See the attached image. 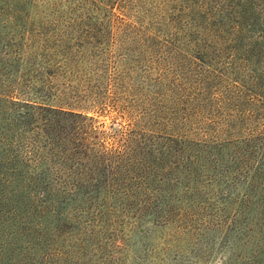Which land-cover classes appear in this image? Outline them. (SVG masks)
<instances>
[{"label":"rangeland","instance_id":"374dc122","mask_svg":"<svg viewBox=\"0 0 264 264\" xmlns=\"http://www.w3.org/2000/svg\"><path fill=\"white\" fill-rule=\"evenodd\" d=\"M100 1L0 0V91L80 113L36 264H264V0Z\"/></svg>","mask_w":264,"mask_h":264},{"label":"trees","instance_id":"16d2710c","mask_svg":"<svg viewBox=\"0 0 264 264\" xmlns=\"http://www.w3.org/2000/svg\"><path fill=\"white\" fill-rule=\"evenodd\" d=\"M108 1L111 0L100 2L108 5ZM5 57L8 55H2V58ZM41 113L50 114V121L76 120L80 116L76 107L20 102L9 93V87L0 91V120L6 121L0 124V245L5 251L0 258L3 257L4 264H36L40 257L44 260L40 249L43 248L45 252L51 233L59 227L61 199L64 200L68 193H76V181L54 183L52 177L47 175L50 170L63 173L60 164L50 169L49 163L53 162L54 155L63 156L65 148L60 143L67 144V133L64 131L62 137L63 131L58 130V134L57 131L50 133L40 129L39 133L36 131L37 139L28 135L31 128H27V124L36 121ZM23 152L25 155L30 152L36 154L34 164L35 167L39 165V171L36 168L32 169L33 173L23 172L12 163L20 155L21 163L22 159L30 157ZM15 175L20 180L14 182L12 176ZM9 205L14 209L11 212L6 209ZM53 220L54 224L51 223Z\"/></svg>","mask_w":264,"mask_h":264}]
</instances>
